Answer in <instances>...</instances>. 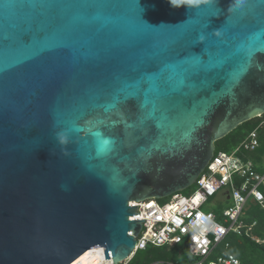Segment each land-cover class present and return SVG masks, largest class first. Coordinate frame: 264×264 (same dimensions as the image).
Instances as JSON below:
<instances>
[{
    "label": "water",
    "instance_id": "obj_1",
    "mask_svg": "<svg viewBox=\"0 0 264 264\" xmlns=\"http://www.w3.org/2000/svg\"><path fill=\"white\" fill-rule=\"evenodd\" d=\"M230 3L0 0V264L123 260L128 202L188 187L264 113V0Z\"/></svg>",
    "mask_w": 264,
    "mask_h": 264
},
{
    "label": "built area",
    "instance_id": "obj_2",
    "mask_svg": "<svg viewBox=\"0 0 264 264\" xmlns=\"http://www.w3.org/2000/svg\"><path fill=\"white\" fill-rule=\"evenodd\" d=\"M258 129L264 130V118L231 152L223 149L214 151L203 171L192 183L196 187L191 193L175 191L166 200L157 197L130 200L128 203L137 205L136 212L139 214L128 217L144 220H140L141 226L134 235L133 250L123 260L114 263L110 252L109 258H105L103 248L97 247L99 251L91 248L93 251L87 255V262L78 261L76 264H128L137 250L183 242L187 244L191 255L201 257L194 264H240L239 258L228 251H223L213 260L206 262L205 259L219 243L223 242L224 247H228L226 237L230 232H247L255 224V221L246 223L240 219L249 198L264 206V172L257 170L249 158L241 155L243 150L253 151L258 147ZM223 186L229 187L224 193L232 200V204L222 211L226 224L218 221L212 210L203 211L200 208L208 197L215 195ZM128 233L133 234L132 230Z\"/></svg>",
    "mask_w": 264,
    "mask_h": 264
},
{
    "label": "rangeland",
    "instance_id": "obj_3",
    "mask_svg": "<svg viewBox=\"0 0 264 264\" xmlns=\"http://www.w3.org/2000/svg\"><path fill=\"white\" fill-rule=\"evenodd\" d=\"M264 116V114H263ZM259 120V117H258ZM254 120H247L246 123L240 125L234 131H231L228 135L222 139L216 140L215 150L224 149L227 152H231L236 145L240 143V139L233 141L234 138H241L246 135L254 126ZM257 121V119H256ZM224 144V146L222 145ZM242 156H248L249 159L253 162L254 167L264 172V135L260 136L259 146L253 151H241ZM196 187L195 184H191L188 187L180 190L182 194H189ZM262 188V187H261ZM226 190H229L228 186H223L215 195L208 197L207 200L202 203L200 206L201 210L208 211L212 210L216 215V219L224 224V217L222 216V211L232 204L231 198L227 197L224 193ZM167 196L161 197V200H166ZM255 203L249 198L245 204V207L241 211L240 219H249L257 211ZM228 239V235L226 240ZM161 257L156 263L153 264H194L201 260V257H195L191 255L187 248L185 242L178 243L174 245H164L160 247ZM223 251H229L228 248H225L223 242L215 246L211 253L207 256L205 261H210L215 259L219 254L224 253ZM204 261V263H205Z\"/></svg>",
    "mask_w": 264,
    "mask_h": 264
},
{
    "label": "trees",
    "instance_id": "obj_4",
    "mask_svg": "<svg viewBox=\"0 0 264 264\" xmlns=\"http://www.w3.org/2000/svg\"><path fill=\"white\" fill-rule=\"evenodd\" d=\"M263 114L264 113L249 120H254L253 123L256 126L257 123L264 118ZM244 123H246V121L239 124L231 131H234ZM230 132H228L226 135H228ZM246 135H244V137L242 136L241 138H234L233 141L240 139L241 142ZM261 135H264V130L258 129L259 143ZM214 143L216 146V141ZM222 145L224 146V144ZM214 151L216 152L217 150ZM243 157L249 158L245 155ZM255 205L258 208L255 214H253L249 219H243V221L246 223L255 221V224L252 226V228L247 232L241 233L232 231L228 234V239L226 240L228 243V252H233L239 258L240 264H264V206L262 207L257 203H255ZM162 246L164 245L147 246L145 249L135 251L131 259L128 261V264H153L158 262L157 260L160 259L162 255L160 250V247Z\"/></svg>",
    "mask_w": 264,
    "mask_h": 264
},
{
    "label": "clouds",
    "instance_id": "obj_5",
    "mask_svg": "<svg viewBox=\"0 0 264 264\" xmlns=\"http://www.w3.org/2000/svg\"><path fill=\"white\" fill-rule=\"evenodd\" d=\"M169 4L174 8H179L185 6L187 8L198 6L201 3H207L208 0H168ZM245 3V0H232V3L229 4L228 10L231 11L234 8L239 9ZM154 27V26H153ZM58 137L63 141L65 136L63 133H58Z\"/></svg>",
    "mask_w": 264,
    "mask_h": 264
},
{
    "label": "bare ground",
    "instance_id": "obj_6",
    "mask_svg": "<svg viewBox=\"0 0 264 264\" xmlns=\"http://www.w3.org/2000/svg\"><path fill=\"white\" fill-rule=\"evenodd\" d=\"M97 251L100 250V248H96ZM93 251L92 249L91 250H86L84 252H82L79 256H77L72 262H70L69 264H76L78 263V261H83L84 263L87 262L88 259H86L87 255H89V253ZM96 251V250H95Z\"/></svg>",
    "mask_w": 264,
    "mask_h": 264
},
{
    "label": "snow or ice",
    "instance_id": "obj_7",
    "mask_svg": "<svg viewBox=\"0 0 264 264\" xmlns=\"http://www.w3.org/2000/svg\"><path fill=\"white\" fill-rule=\"evenodd\" d=\"M251 60V57L249 58V61Z\"/></svg>",
    "mask_w": 264,
    "mask_h": 264
}]
</instances>
